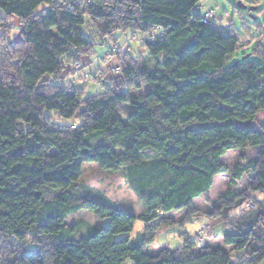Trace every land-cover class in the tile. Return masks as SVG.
I'll return each mask as SVG.
<instances>
[{"label":"trees","instance_id":"1","mask_svg":"<svg viewBox=\"0 0 264 264\" xmlns=\"http://www.w3.org/2000/svg\"><path fill=\"white\" fill-rule=\"evenodd\" d=\"M203 1L0 0V264L262 262L264 48L256 49L263 59L243 52L230 63L250 44L195 15ZM13 20L22 24L15 42ZM89 24L100 38L140 32L148 54L119 53L106 91L82 97L80 79L61 81L93 48ZM156 31L162 33L156 42L145 39ZM77 118L81 123H60ZM248 148L253 154L233 168L221 161L230 150ZM149 152L154 157L146 161ZM88 162L123 169L143 210L76 191ZM219 174L231 180L209 215L230 228L224 243L231 250H197L186 241L150 254L158 232L174 224L165 215H195L194 200ZM245 175L247 186L236 191ZM80 210L110 223L78 237L68 218ZM137 220L144 229L133 236ZM26 240L39 250L27 252Z\"/></svg>","mask_w":264,"mask_h":264},{"label":"rangeland","instance_id":"2","mask_svg":"<svg viewBox=\"0 0 264 264\" xmlns=\"http://www.w3.org/2000/svg\"><path fill=\"white\" fill-rule=\"evenodd\" d=\"M239 2L247 5V8L240 7ZM254 5L257 8L250 10V7ZM208 10L213 12L209 22L212 21L219 31L225 34L231 32L239 35L241 41H247L250 44V48L246 49V51L242 49L237 51L236 55L230 60V63L235 62L238 58H242L243 52L252 53L251 58L255 60L262 58L256 52V49L258 47L264 48V0H259L256 4H253V0H204L194 9V14H204ZM3 14V11L0 9V16ZM12 22L14 27L10 25V29L13 32L10 41L15 42L20 38L21 33V29L17 28L16 24L21 25V22H17L16 20ZM84 30L90 38L94 39L93 48L90 54L86 56L84 65L74 67V72L77 73H73L61 81L63 85H66L69 81L80 79L81 84L79 87H83L84 89V96L82 97L106 91L105 85H109L108 79L117 72L116 67H120L118 60L119 53L126 52L129 49L132 55L139 59L148 54V49L143 44L140 32L134 33L133 31H128L123 33L116 31L112 36L100 38L91 24L86 28L84 27ZM134 36L136 37L134 38ZM108 53H113L114 59L107 61L105 56ZM71 122L79 124L81 120L78 118L60 120L62 124ZM253 151L254 149L250 148L245 150L233 149L222 156L221 161L230 168H233L234 164L241 159V156H251ZM153 157L154 155L149 152L144 160L148 161L153 159ZM230 180V174L216 175L212 189L194 203L198 209L195 215L187 216L185 210L172 211L165 215L173 220L174 224L161 229L154 242L148 246L147 251L150 254H157L164 247L177 249L183 247L186 241H195L197 250L204 245H211L213 247H225L230 251L231 246L225 245L223 237L224 233L230 230V228L223 225L221 218H213L209 215L214 207L220 205V199L225 195ZM248 182L249 175H245L234 189L241 191L247 186ZM76 191L89 194L93 197L102 194L121 207L130 209L136 214H139L143 210L139 198L129 187L123 169L119 171L103 170L95 162L85 163L82 176L76 183ZM237 212L238 210L235 211V213ZM68 222L71 225H76L75 234L79 237L92 226L107 227L110 219L100 218L89 210H80L70 215ZM143 225L144 223L141 220H137L133 233L135 234ZM23 245L29 253L39 250V245L32 240L24 241ZM123 264H134V262L128 259ZM260 264H264V259Z\"/></svg>","mask_w":264,"mask_h":264},{"label":"built area","instance_id":"3","mask_svg":"<svg viewBox=\"0 0 264 264\" xmlns=\"http://www.w3.org/2000/svg\"><path fill=\"white\" fill-rule=\"evenodd\" d=\"M89 1H91V0H89ZM212 15H213V12L211 11V10H208V11H206V13H204V14H202V20L204 21V22H209V19L212 17ZM13 23V22H12ZM19 25V24H18ZM17 24H16V27L18 28H22V24L21 25H19L18 26ZM11 27H14V24H11ZM162 35V33L160 32V31H156V32H153V33H151L149 36H147L145 39L146 40H148V41H150L151 43H154V42H156V40H157V38L158 37H160ZM114 55H113V53H108L106 56H105V59L107 60V61H110V60H112V59H114V57H113ZM78 66V65H77ZM116 70L118 71L119 70V68L118 67H116ZM86 80H88V79H86ZM248 206H250V207H252V205H248Z\"/></svg>","mask_w":264,"mask_h":264},{"label":"crops","instance_id":"4","mask_svg":"<svg viewBox=\"0 0 264 264\" xmlns=\"http://www.w3.org/2000/svg\"><path fill=\"white\" fill-rule=\"evenodd\" d=\"M202 14H203V13H202ZM85 58H86V56L83 57V65H84V61L86 60ZM76 75H77V74H76ZM198 199H199V198H196V199L194 200V203H195L196 200H198ZM143 228H144V225H143V227H142L141 229L137 230L135 234L133 233V236H135L138 232L142 231ZM223 237H224V236H223Z\"/></svg>","mask_w":264,"mask_h":264},{"label":"water","instance_id":"5","mask_svg":"<svg viewBox=\"0 0 264 264\" xmlns=\"http://www.w3.org/2000/svg\"><path fill=\"white\" fill-rule=\"evenodd\" d=\"M239 6L242 8H247V5L242 4L241 2H239ZM253 9H255V7H250V10H253Z\"/></svg>","mask_w":264,"mask_h":264}]
</instances>
